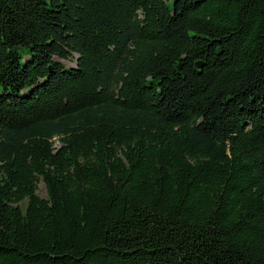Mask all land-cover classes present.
Segmentation results:
<instances>
[{
  "label": "trees",
  "instance_id": "16d2710c",
  "mask_svg": "<svg viewBox=\"0 0 264 264\" xmlns=\"http://www.w3.org/2000/svg\"><path fill=\"white\" fill-rule=\"evenodd\" d=\"M0 264H264V0H0Z\"/></svg>",
  "mask_w": 264,
  "mask_h": 264
},
{
  "label": "rangeland",
  "instance_id": "374dc122",
  "mask_svg": "<svg viewBox=\"0 0 264 264\" xmlns=\"http://www.w3.org/2000/svg\"><path fill=\"white\" fill-rule=\"evenodd\" d=\"M75 58H76V55L74 54L72 59H62L60 61H62V63L65 66H75V61H74ZM37 193L41 197H44V198L46 197L45 186H44V184L42 182L38 184V191H37Z\"/></svg>",
  "mask_w": 264,
  "mask_h": 264
}]
</instances>
